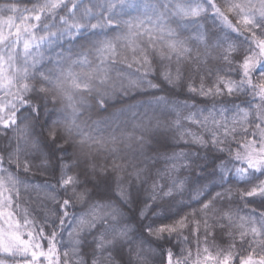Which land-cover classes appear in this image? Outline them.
Returning <instances> with one entry per match:
<instances>
[{
  "label": "snow or ice",
  "instance_id": "obj_1",
  "mask_svg": "<svg viewBox=\"0 0 264 264\" xmlns=\"http://www.w3.org/2000/svg\"><path fill=\"white\" fill-rule=\"evenodd\" d=\"M0 264H264V0H0Z\"/></svg>",
  "mask_w": 264,
  "mask_h": 264
},
{
  "label": "trees",
  "instance_id": "obj_2",
  "mask_svg": "<svg viewBox=\"0 0 264 264\" xmlns=\"http://www.w3.org/2000/svg\"><path fill=\"white\" fill-rule=\"evenodd\" d=\"M121 105L117 104L116 108H120ZM114 113V114H111ZM128 118L127 114H120L119 112H116L115 109H110L109 113H105L103 117H100L99 119H107L109 123L112 124L113 129L118 127L120 123ZM94 119H98V117H94Z\"/></svg>",
  "mask_w": 264,
  "mask_h": 264
}]
</instances>
